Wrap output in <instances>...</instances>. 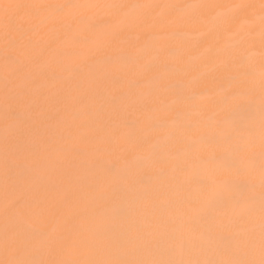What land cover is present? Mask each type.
I'll list each match as a JSON object with an SVG mask.
<instances>
[{
    "label": "bare ground",
    "instance_id": "6f19581e",
    "mask_svg": "<svg viewBox=\"0 0 264 264\" xmlns=\"http://www.w3.org/2000/svg\"><path fill=\"white\" fill-rule=\"evenodd\" d=\"M264 0H0V264H261Z\"/></svg>",
    "mask_w": 264,
    "mask_h": 264
},
{
    "label": "snow or ice",
    "instance_id": "6c2138e0",
    "mask_svg": "<svg viewBox=\"0 0 264 264\" xmlns=\"http://www.w3.org/2000/svg\"><path fill=\"white\" fill-rule=\"evenodd\" d=\"M261 264H264V261H261Z\"/></svg>",
    "mask_w": 264,
    "mask_h": 264
}]
</instances>
